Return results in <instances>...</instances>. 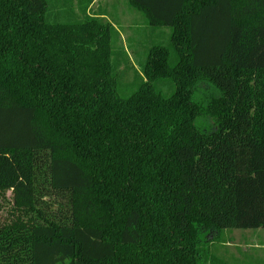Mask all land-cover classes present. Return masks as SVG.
<instances>
[{
    "label": "trees",
    "instance_id": "trees-1",
    "mask_svg": "<svg viewBox=\"0 0 264 264\" xmlns=\"http://www.w3.org/2000/svg\"><path fill=\"white\" fill-rule=\"evenodd\" d=\"M75 2L0 0V264H225L202 240L264 229V0H126L171 30L127 98Z\"/></svg>",
    "mask_w": 264,
    "mask_h": 264
},
{
    "label": "rangeland",
    "instance_id": "rangeland-1",
    "mask_svg": "<svg viewBox=\"0 0 264 264\" xmlns=\"http://www.w3.org/2000/svg\"><path fill=\"white\" fill-rule=\"evenodd\" d=\"M49 1L52 19L73 21L84 18L81 8L85 2L78 6L75 0ZM100 10L107 13V20L114 24L112 62L116 66L118 93L122 98H127L145 81L141 69L150 47L164 46L171 49V30L149 27L142 14L126 5V0H94L92 13ZM176 61L175 57L171 58L172 65ZM154 86L164 95L173 92L172 85L167 81L156 82ZM11 199V192H6L0 199L1 223L9 220L13 207ZM201 248L225 264H264V229L225 230L211 244H205V240H202Z\"/></svg>",
    "mask_w": 264,
    "mask_h": 264
},
{
    "label": "crops",
    "instance_id": "crops-1",
    "mask_svg": "<svg viewBox=\"0 0 264 264\" xmlns=\"http://www.w3.org/2000/svg\"><path fill=\"white\" fill-rule=\"evenodd\" d=\"M93 3H94V0H93ZM92 6H93V5H92ZM92 6H91V7H92ZM98 12H99V11H98Z\"/></svg>",
    "mask_w": 264,
    "mask_h": 264
}]
</instances>
